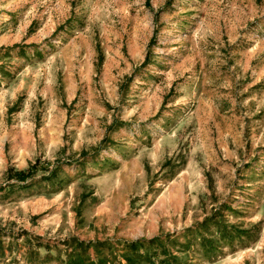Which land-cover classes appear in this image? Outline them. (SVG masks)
I'll return each mask as SVG.
<instances>
[{"label":"rangeland","instance_id":"374dc122","mask_svg":"<svg viewBox=\"0 0 264 264\" xmlns=\"http://www.w3.org/2000/svg\"><path fill=\"white\" fill-rule=\"evenodd\" d=\"M0 264H264V0H0Z\"/></svg>","mask_w":264,"mask_h":264},{"label":"trees","instance_id":"16d2710c","mask_svg":"<svg viewBox=\"0 0 264 264\" xmlns=\"http://www.w3.org/2000/svg\"><path fill=\"white\" fill-rule=\"evenodd\" d=\"M37 167H38V165H33V166H30V167H28L27 169H22V170H17V169H13V170H11L10 169V171H9V174H10V172H13L14 174H10L11 176V178H13V177H15V178H17L19 181H25V180H27L30 176H32V175H34L36 172H38V170H37ZM41 168H42V170H48V165H46V166H44V165H42L41 166ZM57 171V167L55 168V170L50 174V175H52V176H55L56 175V172ZM49 175V176H50ZM135 244H133V246H134Z\"/></svg>","mask_w":264,"mask_h":264}]
</instances>
